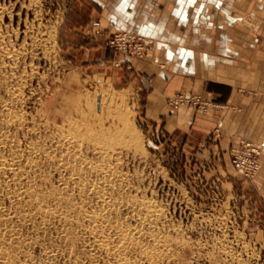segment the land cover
Wrapping results in <instances>:
<instances>
[{
    "label": "rangeland",
    "instance_id": "rangeland-1",
    "mask_svg": "<svg viewBox=\"0 0 264 264\" xmlns=\"http://www.w3.org/2000/svg\"><path fill=\"white\" fill-rule=\"evenodd\" d=\"M75 1L0 0V264H264L257 175L149 127Z\"/></svg>",
    "mask_w": 264,
    "mask_h": 264
},
{
    "label": "crops",
    "instance_id": "crops-1",
    "mask_svg": "<svg viewBox=\"0 0 264 264\" xmlns=\"http://www.w3.org/2000/svg\"><path fill=\"white\" fill-rule=\"evenodd\" d=\"M67 16L66 28L87 35L92 51L128 60L142 91L140 118L155 131L181 135L205 160H226L239 139L259 145L254 188L264 201V0H76ZM92 18L99 37L90 35ZM117 30L144 36V54L107 48ZM179 92L224 108L172 109L167 99Z\"/></svg>",
    "mask_w": 264,
    "mask_h": 264
},
{
    "label": "built area",
    "instance_id": "built-area-1",
    "mask_svg": "<svg viewBox=\"0 0 264 264\" xmlns=\"http://www.w3.org/2000/svg\"><path fill=\"white\" fill-rule=\"evenodd\" d=\"M90 30L94 35L102 33L99 19L94 18L90 21ZM105 44L109 49L117 51L124 56L141 57L145 51L146 39L133 30H117L106 37ZM167 105L172 109L189 106L199 109L203 113H207L210 109L224 108L223 105L206 102L198 95L183 92L169 97ZM260 153L259 145L248 139H239L237 146L232 148L230 165L239 177L245 180H252L260 169Z\"/></svg>",
    "mask_w": 264,
    "mask_h": 264
}]
</instances>
